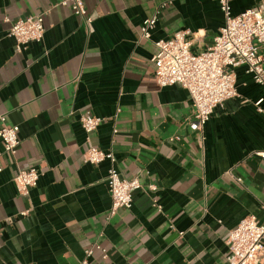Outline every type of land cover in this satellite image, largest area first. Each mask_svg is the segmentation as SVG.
Wrapping results in <instances>:
<instances>
[{
	"label": "crops",
	"instance_id": "obj_1",
	"mask_svg": "<svg viewBox=\"0 0 264 264\" xmlns=\"http://www.w3.org/2000/svg\"><path fill=\"white\" fill-rule=\"evenodd\" d=\"M260 1L232 0V13ZM61 2L0 0V115L20 127L15 157H1L0 264H80L96 242L108 257L96 249L92 264H226L230 231L248 215L264 224V87L238 67V95L197 131L189 91L160 87L153 61L177 33L204 52L225 24L220 0H84L91 23ZM41 13L43 39L17 52L12 21ZM88 110L103 118L90 142ZM90 145L143 187L110 219V163L85 162ZM30 167L40 177L22 196L13 178Z\"/></svg>",
	"mask_w": 264,
	"mask_h": 264
},
{
	"label": "built area",
	"instance_id": "obj_2",
	"mask_svg": "<svg viewBox=\"0 0 264 264\" xmlns=\"http://www.w3.org/2000/svg\"><path fill=\"white\" fill-rule=\"evenodd\" d=\"M232 0H220V8L224 13L225 24L214 42L202 53L193 54L190 42L184 39V33H177L169 39L156 42L157 52L153 57L155 65V79L160 87L180 85L188 90L195 108L194 119L191 122L193 130L201 131L210 120L218 106L238 95L236 87V69L246 66L253 75L256 83L264 87V0L244 12L233 15ZM64 6L86 18L88 23L92 19L87 16L84 0H62ZM45 14L31 15L12 21L9 31L10 37L16 42L17 52H22L29 43L40 42L45 34ZM157 11L152 17L144 20L141 27V37L150 39L152 31L158 21ZM262 99L256 104L260 105ZM259 111L262 109L259 107ZM82 127L91 134L101 125L103 118L92 111L81 114ZM20 127L10 124L7 115H0V138L3 150L0 151V172L4 169L1 163L3 155L15 157L20 145ZM117 130H114L116 133ZM262 154V153H258ZM85 162L98 165L109 161L107 183L112 204L109 209L110 219L120 208H131L133 191L143 188L137 178L122 177L116 167L117 159L112 151L106 152L90 145L84 152ZM39 171L35 167L19 168L13 180L17 191L22 196H29L30 191L38 183ZM154 190V186H150ZM157 206L160 211V206ZM264 208V205H263ZM101 236H103L101 234ZM228 255L226 264H260L264 260V224L255 215L244 217L232 229L226 240ZM101 250L107 258V251L99 242L93 243L85 249V257L80 264H92L95 250Z\"/></svg>",
	"mask_w": 264,
	"mask_h": 264
}]
</instances>
